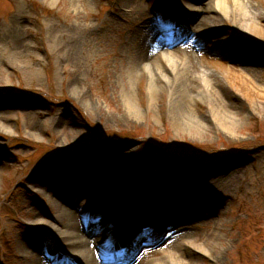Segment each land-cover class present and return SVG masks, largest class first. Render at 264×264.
Instances as JSON below:
<instances>
[{
    "label": "rangeland",
    "instance_id": "1",
    "mask_svg": "<svg viewBox=\"0 0 264 264\" xmlns=\"http://www.w3.org/2000/svg\"><path fill=\"white\" fill-rule=\"evenodd\" d=\"M160 2L0 0V59L9 56L13 60L12 64L0 63V264H25L19 238L29 239L32 246L27 254L36 258L41 243L49 239L44 231L52 233L56 228L45 223L38 227L36 219L27 216L29 209L42 210L48 203L46 177L50 175L65 188L67 183L54 177L55 162L85 156L91 160L98 150L104 152L99 155L101 160L104 154L115 153L119 159L125 157L126 165H136L127 182L118 178L113 183L126 186L107 194L112 213L99 214V222L126 214L129 188L145 190L147 180L160 174L162 187L186 186L219 204L216 215L189 225L193 235H209L220 220L217 233L224 242L218 245L221 261L217 264H264V105L254 100L241 104L235 96H225L220 100L224 108H216L199 92L194 93L196 99L184 97L179 105L172 101V77H168L174 73L180 75V83L185 79L204 83L203 71L221 75L211 70L209 61H219L221 51L230 49H218L212 41L220 47L222 40L234 39L242 48H255L264 58V33L241 22L233 30L227 21L211 42L209 37L197 46L181 38L166 46L162 53L167 56L176 50L173 58L181 57L184 68L171 72L154 58L152 66H161L159 72L167 77L159 81L165 88L150 95L156 82L147 72L135 77L129 69L135 62L132 39L145 38L149 25L159 29L161 20L170 22L169 30L159 29L162 39H170L178 28L176 10L187 5L170 0L172 14L164 15L156 10ZM260 10L264 13V7ZM10 17L17 19L9 23ZM258 21L264 25V20ZM234 43L231 49L237 48ZM208 45L213 46L206 54L211 59L204 54ZM226 62L235 64L233 59ZM248 65L264 77V62ZM209 84L217 85L215 80ZM216 112L241 115L235 123H228L212 119ZM216 165L221 168L211 174L215 182H202L196 176ZM106 193L92 191L82 198L76 217L94 215V202ZM211 207L212 203L204 211L210 212ZM115 227L109 237L111 247L117 243ZM142 252L144 260L160 256L151 247ZM204 259L209 261L208 256Z\"/></svg>",
    "mask_w": 264,
    "mask_h": 264
},
{
    "label": "bare ground",
    "instance_id": "2",
    "mask_svg": "<svg viewBox=\"0 0 264 264\" xmlns=\"http://www.w3.org/2000/svg\"><path fill=\"white\" fill-rule=\"evenodd\" d=\"M179 2L187 3V5L184 8L175 9L179 14L175 17V24L178 28L175 29L170 39H162V32L160 33L155 25L148 26L150 29L144 34L145 38L138 40L134 36L132 39L134 44L131 46V51L135 47L132 51L135 62L129 66V69L135 77L147 72L156 82L157 87L149 89L150 95H153L154 91L165 88L159 81L160 77H167V73L159 72L161 66H152L154 58H158L159 63L165 65L171 72H174L172 68L176 71L184 68L181 57L173 58L174 54H177L176 50L169 51V56L162 53L166 46H173L181 38L191 39L192 42L197 43V46H199V41H204V39L207 41L209 37L211 42L215 40L212 38L219 31V26L227 21L232 23L233 30L238 29V24L241 22L255 31L264 33V25L258 21V18L264 20V13L260 10L264 7V0H191L190 3L179 0ZM172 4L170 0H161V6L156 10L162 11L164 15H170L173 10ZM16 19V17H10L8 22ZM160 24L162 31L171 28L169 21L162 20ZM146 40L149 41L148 45L143 42ZM233 41L234 39L227 42L222 40L220 47L214 44L216 41H212L218 49L223 47L230 49L225 52L221 51L223 55L219 61H209L211 70H218L222 76L203 71L204 83L198 80L193 81L194 79H185L184 83H180L182 82L180 75L170 73L168 77H172L171 81L169 80L172 101L180 105L179 101L182 98L196 99L194 93L199 92L207 98L211 106L215 104L216 108H224L220 105V100H223L225 96H233V98L235 96L234 99L241 104L247 102L246 100H254L264 105V77L258 72L259 70L255 72L256 69L248 65L252 61L262 64L264 58L257 54L255 48H242L239 45L240 41H234L237 48L231 49ZM212 49L213 46L208 45L204 54L206 55ZM206 57L211 59L207 55ZM230 59H233L235 64L230 65L226 62ZM12 62L9 56L0 59V63L12 64ZM75 62L78 64L77 60ZM113 76L114 74L111 75V83L115 88ZM209 80H215L217 87L210 85ZM218 113L214 114L212 119L218 121L224 119L228 123H235V119L241 115L240 113H230V115ZM178 114L184 116V110L181 109ZM177 121L181 122V118ZM223 127H226L225 122ZM103 153L98 150L96 157L91 160L88 159L89 156H85L81 159L65 158V160L55 162L54 177L57 181L66 182L65 188H61L59 182L53 181L50 175L46 177L44 185L48 187L50 193L48 203L43 206L42 210L29 209L27 216L32 220L40 219V221L34 220L38 227H42L41 223H45L56 225V228L52 230V233L44 231L49 239L46 244L41 243L40 252L36 258L27 254L28 248L32 246L29 239L19 238L17 240L19 250L23 252L22 259L25 260V264H132L135 262L141 264H217L221 261L218 245L224 241L217 233V230L220 231V220L216 223V231L209 235L202 233L193 235L189 226L195 219L216 215L220 212L219 204L206 200L201 191H194L186 186L177 187V189L168 187V185L162 187L160 174L147 180L144 185L145 190L129 188L128 195L131 201L126 214L116 219L112 217L103 223L99 222V214L112 213L107 194L114 190H122V187L126 186L122 185L123 183L121 185L113 183L118 178L127 182L131 171L136 167V165H126L125 157L119 159L115 153H113L115 155L104 154L105 158L101 160L100 154ZM219 165L202 170L203 172L200 171L196 176L202 182L208 180L215 182L211 174L220 170ZM43 172L41 171L40 174ZM108 186L110 187L107 192L105 189ZM92 191L107 193L98 202H94V205L97 203L94 215L84 217L80 214V219H78L75 215L79 210L77 206L83 201L82 198L88 197ZM211 203L213 207L208 210L210 212L204 211V207ZM73 209L77 210L73 211ZM112 226H116L118 233L116 234L117 243L111 247L109 243L112 240L109 237L113 230ZM60 228H67V231L63 232ZM90 236L93 237L90 238ZM144 247L154 248L156 255L160 254V256L157 259L144 260V252H142ZM105 250L109 251L105 252ZM206 256L209 261L204 259Z\"/></svg>",
    "mask_w": 264,
    "mask_h": 264
}]
</instances>
